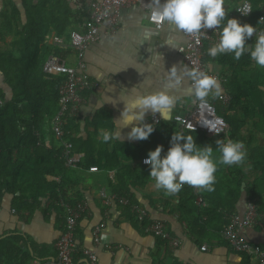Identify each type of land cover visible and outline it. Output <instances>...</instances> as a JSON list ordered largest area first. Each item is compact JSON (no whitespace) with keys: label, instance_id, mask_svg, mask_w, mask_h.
I'll return each mask as SVG.
<instances>
[{"label":"crops","instance_id":"1","mask_svg":"<svg viewBox=\"0 0 264 264\" xmlns=\"http://www.w3.org/2000/svg\"><path fill=\"white\" fill-rule=\"evenodd\" d=\"M32 1L36 3L38 0ZM32 1L0 0L1 68H8L2 59L9 56L12 42L19 37L15 34L14 28L6 29L5 13H9L12 7H15L19 12L16 25L18 30H22L27 20L26 5L32 9L34 4ZM82 1L51 0L56 10L68 5L72 21L70 30H81L82 23L87 17L85 5L82 4L84 1ZM239 1L229 0L228 5L233 9ZM227 3L228 1L225 0V6H228ZM81 5H84L85 10L80 7ZM46 35L57 34L54 30H50L44 35L45 40ZM64 39L67 40L68 37ZM46 43L49 44L48 41ZM183 43L181 31L174 25L164 21L161 28H155L147 20V13L141 9L140 5L133 3L119 10L115 32L109 33L107 27L102 26L98 40L88 45L84 52L85 73L93 84L92 88L85 92V101L80 106L79 116L73 118L76 124L71 123L70 129L67 131L65 129L66 139L73 143V156L77 169L76 174L65 184V194L72 199L76 198V202L84 204V210L74 230L76 245L72 254L74 264H89L83 254L84 249L95 254L96 264H256L253 259L250 260L246 255L232 250L223 238L221 230L215 229L216 222L199 229L200 222L205 219L204 214L201 217L199 214L208 205L201 189L198 190L206 205L195 203L193 191V202L197 210L194 211V215H186V211L181 212L177 208L180 201L178 193L166 196L163 190L155 189L150 177L144 183L139 181L138 172L135 173L134 170H140L141 157L146 156L148 151L153 149V140L156 139L155 129H158L160 124L154 126L153 132L144 140L127 138L131 125L120 130L121 140L104 142L100 137V129L114 131L122 125L123 121L118 119L121 118L120 113L124 105L117 100L115 104L105 102L103 107L99 108L98 104L95 105L96 100L102 102L108 99L105 95L116 99L120 91L119 98H130L137 92L147 94L164 89L177 98L176 103L170 112L163 114V118L159 113H146L145 122L152 123V116L159 117L160 123L171 121L172 115L177 111L178 101L189 100L192 96L190 80L187 77L174 88H164L167 70L173 65L177 68L186 65L179 52V47ZM62 53L63 60L67 64H75V54L70 48H63ZM206 65L210 72L224 77L225 81L231 73L228 66L222 65L217 59L206 61ZM3 75L4 71L0 69V87L5 91L6 98H9L11 92L9 85L4 83ZM218 82L219 92H221L223 82L220 80ZM111 87L113 90L108 92ZM130 89L132 90L129 92ZM215 96L216 94L210 92L206 98L212 99L218 105L219 101L215 99ZM49 129L46 130L48 141L49 131L51 133ZM246 132L242 128L240 133L244 135ZM54 138L57 139L55 136ZM157 138L164 141L163 135ZM159 145L164 148L170 146L167 143L164 146L162 142ZM103 158L108 167L104 168L93 162L89 166L96 165L99 171L88 170L89 166L86 165L91 159L101 160V163H104ZM112 162L115 167H109ZM121 169L124 170L123 175L128 178L129 191L126 198L129 204H123L119 198L113 196L116 193L112 190L111 184L116 183V171ZM54 179L58 180V178ZM242 187L236 211L233 212L240 216L244 213L245 201L248 198L244 191V184ZM100 188H104L107 199L101 197ZM16 194H18L17 191L4 193L0 198V241L12 235H21L24 237L22 246L31 256L29 264L35 261L55 260L54 244L62 231L64 222V208L61 201L58 203L44 196L39 198L40 202L36 203L35 207L32 205L26 208L21 206L20 202L29 206L33 199L27 195L24 198H18L20 209H16L13 205ZM63 201L75 203L69 199ZM131 205L144 207L151 218L164 221L171 236L179 239V245L172 247L166 240L145 233L143 224L137 221ZM184 216L193 219L192 222L195 224L191 226ZM95 227H99L98 242L94 240ZM242 234L247 240L264 247V224L258 222L253 227L245 228ZM9 245L11 244L4 249L6 252L2 256L3 251L0 249L3 261L10 251ZM202 245L206 246L205 250L201 249ZM0 264H2L1 261Z\"/></svg>","mask_w":264,"mask_h":264},{"label":"trees","instance_id":"2","mask_svg":"<svg viewBox=\"0 0 264 264\" xmlns=\"http://www.w3.org/2000/svg\"><path fill=\"white\" fill-rule=\"evenodd\" d=\"M227 1L226 5L229 4V0ZM249 1L252 11L238 20L256 26L259 24L260 11L264 8V0ZM32 5V9L26 5L27 20L22 30H18L16 25L18 10L12 7L8 15L5 13L6 29L14 28L15 34L19 37L12 42L9 56L2 59L8 68L0 66L4 71V83L9 85L11 92V96L6 98L5 91L0 87V198L4 193L17 191L18 194L13 200L16 209H20V205L26 208L32 205L35 207L36 203L40 202L39 198L44 196L58 203L61 199L76 202V198L66 196L65 184L76 174L77 169L65 164L61 154L62 144L54 138L52 132L48 133L49 141L46 139V130L49 129L50 121L58 109V85L63 76L42 69L49 54H56L62 59L64 57L62 49L44 41V35L54 30L57 35L67 38L72 22L71 10L67 4L63 9L56 10L51 0H38ZM80 7L85 10L84 5ZM230 8L232 10L231 6H225L228 17ZM254 39L250 40L251 45ZM214 59L228 66L231 71L225 81L229 101L225 106L216 104L217 112L227 122V132L219 136H207L202 131L192 130L183 133L192 135L200 146L210 144L214 150V159H218L219 156L215 152V141L218 138L241 141L246 150V157L239 164H218L214 191L201 189L208 205L199 214V217L205 215L199 229L216 222L215 229L222 230L228 223V215L236 211L243 184L246 196L258 199L259 222L264 224V68L256 65L248 51L238 60L234 59L233 53L221 54L215 58L207 55L205 58L206 61ZM71 123L76 124L70 119L65 125L66 131L70 129ZM159 124L158 129H155L153 149L161 142L164 146L166 143L170 145V138L173 132H176L172 121ZM242 128L247 131L244 135L240 133ZM66 134L67 132L64 138H67ZM159 135H163L164 141L157 138ZM105 161L104 158V163L91 159L86 166L94 162L106 168L108 164ZM109 167H115V164L112 162ZM134 172H138L141 183L150 177L148 165L142 164L140 170ZM123 174V169L116 171L117 180L111 187L117 195L126 197L129 185L128 178ZM27 195L32 197V203L25 206L24 202H20L19 205L18 198ZM178 195L180 197L178 210L186 211V215H194L197 207L193 202V187L184 185ZM184 218L191 226L195 224L190 217H188L190 220L185 216ZM8 244H11L9 245L11 248L3 261L1 256L6 252L4 249ZM22 244L24 237L21 235H12L1 240L2 264H29L31 256Z\"/></svg>","mask_w":264,"mask_h":264},{"label":"built area","instance_id":"3","mask_svg":"<svg viewBox=\"0 0 264 264\" xmlns=\"http://www.w3.org/2000/svg\"><path fill=\"white\" fill-rule=\"evenodd\" d=\"M83 1L87 17L82 23V29L70 30L67 40L59 35H46L45 40L56 48H70L75 54V64L69 65L60 56L49 54L42 66L45 72L50 71L63 76L58 85V109L50 121V130L61 142V154L65 159V164L70 167H75L76 161L73 156L72 142L64 138V128L69 119L79 116L80 106L85 101V92L92 88L93 84L85 73L84 52L86 48L98 40L102 26H106L109 33H114L119 10L133 3L140 5L141 9L147 13V20L155 28L159 29L163 24V22L155 21L151 17L153 0ZM249 8L252 11V5L249 0H240L229 13V17L237 19L246 17L251 11L247 15H243L240 12H246ZM255 27L258 31L264 29V8L260 11L259 24ZM181 34L184 38V43L179 47V52L182 54L183 61L190 69L205 71L223 82V90L219 94H216L215 99L225 106L229 101V95L225 89V78L210 72L207 69L205 60L208 55L207 49L218 39V32L208 29L195 35L183 32ZM254 35L253 38H249L246 41L248 43L246 47L249 49L251 46L250 40L255 38ZM176 108L177 111L171 117L176 132L183 133L186 130L202 131L207 136H219L227 132V122L217 112L216 102L211 99L205 97L203 100H197L192 95L189 100L178 101ZM151 122L154 126H157L160 123V118L152 116ZM167 149L168 147H163L161 154L163 155ZM145 157L143 156L140 159L143 165H145L143 163ZM88 170L97 172L99 168L96 165H90ZM193 191L195 193V203L205 206L206 202L199 190L194 187ZM99 193L102 198L107 199L104 188H100ZM113 196L119 198L123 204H129V200L126 197L117 196V194H113ZM60 201L64 208V222L62 231L54 244L56 259L53 261H35L33 264H74L72 259V254L76 248L74 230L84 210V204L81 202L70 203L63 200ZM131 207L137 221L143 224L145 233L166 240L172 247L179 245V239L171 236L164 221L151 218L144 207L136 205H131ZM258 209V199L256 197L247 198L243 215L240 216L237 213H232L229 216L228 223L222 228L221 234L232 250L246 255L250 260L253 259L256 264H264V247L247 240L242 234L245 228L253 227L259 222L260 213ZM98 233L99 227H95L93 235L96 242H98ZM201 249L205 250L206 246L202 245ZM83 254L86 256L89 264H96V256L93 252L84 249Z\"/></svg>","mask_w":264,"mask_h":264},{"label":"clouds","instance_id":"4","mask_svg":"<svg viewBox=\"0 0 264 264\" xmlns=\"http://www.w3.org/2000/svg\"><path fill=\"white\" fill-rule=\"evenodd\" d=\"M250 11L251 8L240 13L247 15ZM150 14L153 20L166 21L186 34L195 35L208 29L216 30L218 39L207 49L209 56L215 58L221 54L233 53L234 59L238 60L248 51L256 65L264 68V29L258 31L251 24L228 17L225 0H153ZM253 34L254 43L249 49L246 47V40L253 38ZM185 77L191 81L192 95L197 100H203L210 92L219 94L220 84L216 78L205 71L190 69L186 65L181 68L173 65L167 70L164 88L176 87ZM112 90L111 87L108 92ZM120 95L121 91L116 99L105 95L108 99L102 102L96 100L95 105L98 104L99 108H102L105 102L115 104L117 100L124 105L120 113L121 118L118 119L123 121L122 125L114 131L100 129V137L104 142L121 140L120 130L128 125H131L127 132L129 140L147 139L153 132L154 125L145 122V114L159 113L163 118V114L170 112L177 100L164 89L147 94L137 92L130 98H119ZM169 143L170 146L163 155V146L158 144L148 151L143 160V163L149 166L148 175L152 178L155 189L163 190L166 196L179 193L185 184L209 192L214 191L217 165L239 164L246 157L243 143L233 139H216L215 152L219 154L218 159H214V150L210 144L200 146L190 134L173 132Z\"/></svg>","mask_w":264,"mask_h":264},{"label":"water","instance_id":"5","mask_svg":"<svg viewBox=\"0 0 264 264\" xmlns=\"http://www.w3.org/2000/svg\"><path fill=\"white\" fill-rule=\"evenodd\" d=\"M243 188V187H242ZM243 190V189H242Z\"/></svg>","mask_w":264,"mask_h":264}]
</instances>
